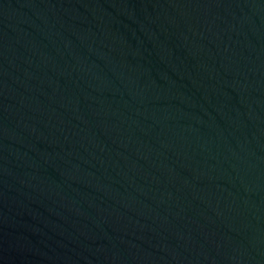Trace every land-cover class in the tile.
Returning <instances> with one entry per match:
<instances>
[{"label": "water", "instance_id": "1", "mask_svg": "<svg viewBox=\"0 0 264 264\" xmlns=\"http://www.w3.org/2000/svg\"><path fill=\"white\" fill-rule=\"evenodd\" d=\"M0 264H264V0H0Z\"/></svg>", "mask_w": 264, "mask_h": 264}]
</instances>
